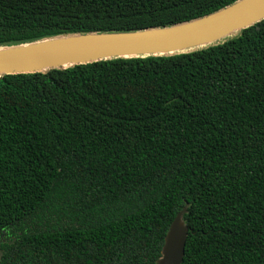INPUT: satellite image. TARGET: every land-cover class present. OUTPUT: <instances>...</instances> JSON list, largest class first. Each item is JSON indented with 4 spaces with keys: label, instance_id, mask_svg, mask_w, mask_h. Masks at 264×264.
I'll return each mask as SVG.
<instances>
[{
    "label": "trees",
    "instance_id": "obj_1",
    "mask_svg": "<svg viewBox=\"0 0 264 264\" xmlns=\"http://www.w3.org/2000/svg\"><path fill=\"white\" fill-rule=\"evenodd\" d=\"M238 0H0V47ZM264 264V19L191 52L0 77V264Z\"/></svg>",
    "mask_w": 264,
    "mask_h": 264
},
{
    "label": "water",
    "instance_id": "obj_2",
    "mask_svg": "<svg viewBox=\"0 0 264 264\" xmlns=\"http://www.w3.org/2000/svg\"><path fill=\"white\" fill-rule=\"evenodd\" d=\"M264 19V0H238L216 12L167 27L131 32L76 33L0 47V77L47 72L113 58L191 52L234 36ZM187 204L170 225L156 264H182L189 228Z\"/></svg>",
    "mask_w": 264,
    "mask_h": 264
},
{
    "label": "rangeland",
    "instance_id": "obj_3",
    "mask_svg": "<svg viewBox=\"0 0 264 264\" xmlns=\"http://www.w3.org/2000/svg\"><path fill=\"white\" fill-rule=\"evenodd\" d=\"M230 37H232V36H230Z\"/></svg>",
    "mask_w": 264,
    "mask_h": 264
}]
</instances>
